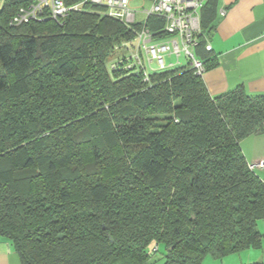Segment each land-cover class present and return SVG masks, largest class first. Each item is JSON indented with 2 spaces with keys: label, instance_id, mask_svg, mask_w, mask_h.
Instances as JSON below:
<instances>
[{
  "label": "trees",
  "instance_id": "obj_1",
  "mask_svg": "<svg viewBox=\"0 0 264 264\" xmlns=\"http://www.w3.org/2000/svg\"><path fill=\"white\" fill-rule=\"evenodd\" d=\"M34 1L0 8V236L20 263L156 264L163 244L161 264H202L260 248L264 180L240 141L264 131V96H212L191 69L145 81L111 67L140 25L89 1L65 0L82 6L61 23L12 25ZM202 17L208 68L212 0Z\"/></svg>",
  "mask_w": 264,
  "mask_h": 264
},
{
  "label": "built area",
  "instance_id": "obj_2",
  "mask_svg": "<svg viewBox=\"0 0 264 264\" xmlns=\"http://www.w3.org/2000/svg\"><path fill=\"white\" fill-rule=\"evenodd\" d=\"M103 6L106 13L132 26L139 24L132 39L116 46L111 59V67L120 64L142 74L145 81L153 72L176 68L191 69L203 76L207 70L205 61L197 54L202 34V9L209 0H151V7H134L131 0H84ZM81 4L68 5L65 0H35L21 6L11 18L12 25H20L34 20H55L64 22L72 10ZM225 11L222 10V13ZM150 17L161 20L159 25ZM205 47L212 51L206 37ZM185 58V61L181 59ZM154 62L157 63L154 64ZM251 170L264 168V159L250 162ZM158 250V245L153 248Z\"/></svg>",
  "mask_w": 264,
  "mask_h": 264
},
{
  "label": "crops",
  "instance_id": "obj_3",
  "mask_svg": "<svg viewBox=\"0 0 264 264\" xmlns=\"http://www.w3.org/2000/svg\"><path fill=\"white\" fill-rule=\"evenodd\" d=\"M212 1L215 17L208 35L212 61L203 75L208 91L218 96L242 86L264 96V0ZM3 4L0 0V8ZM240 146L248 163L264 159V131L244 137ZM256 172L264 180V168ZM0 264H21L12 243L2 236Z\"/></svg>",
  "mask_w": 264,
  "mask_h": 264
},
{
  "label": "rangeland",
  "instance_id": "obj_4",
  "mask_svg": "<svg viewBox=\"0 0 264 264\" xmlns=\"http://www.w3.org/2000/svg\"><path fill=\"white\" fill-rule=\"evenodd\" d=\"M151 0H131L132 6H145L146 8L151 7ZM112 58H109L111 60ZM183 61H185L184 57H181ZM154 64L157 65L156 62ZM259 229L264 232V219L260 220L258 223ZM156 244H152L151 248L153 249ZM165 247L163 244L158 245V251L153 254V260L156 261V264H161L165 257ZM252 260H260L264 261V239L263 244L260 248H250L243 250L237 253L228 254L222 258H214L212 255H207L202 264H241L243 262ZM243 260V262H241Z\"/></svg>",
  "mask_w": 264,
  "mask_h": 264
},
{
  "label": "water",
  "instance_id": "obj_5",
  "mask_svg": "<svg viewBox=\"0 0 264 264\" xmlns=\"http://www.w3.org/2000/svg\"><path fill=\"white\" fill-rule=\"evenodd\" d=\"M193 216H194V215H193ZM104 228H105V226H104ZM110 240L113 241V237H112L111 235H110Z\"/></svg>",
  "mask_w": 264,
  "mask_h": 264
}]
</instances>
